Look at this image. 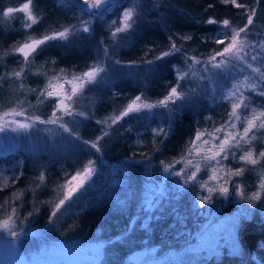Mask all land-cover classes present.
<instances>
[{
    "label": "snow or ice",
    "instance_id": "obj_1",
    "mask_svg": "<svg viewBox=\"0 0 264 264\" xmlns=\"http://www.w3.org/2000/svg\"><path fill=\"white\" fill-rule=\"evenodd\" d=\"M222 2L224 4L231 3L236 8H245L247 22L243 27L236 29L231 26L228 19L218 21L210 17L203 21L202 23L206 25H216L218 31L214 38L205 33L201 38V43L211 41L217 45H223L220 50H213L208 54L190 55L189 49L184 47L183 42L191 41L192 35L171 33L168 35L167 51L153 55L151 59L145 58L148 52L153 51L150 46L144 57L137 60L125 62L114 58L112 53L122 46L118 39L120 34L131 35L138 26V22L143 18L142 13L138 11L139 4L135 0H131L128 7H122L119 0H74V3L80 6L88 19L81 16L76 24H70L60 31L45 34L40 38L28 37L24 43L11 49L12 54L22 58L23 65H31L49 42L57 40L66 42L70 35L73 37L94 35L95 21L106 19L107 14L120 8L119 15L113 17L106 25L109 31L107 39L110 43H106L104 37L100 39L96 58L87 63L84 70L75 72L71 69L61 68L55 72V75H49V69H45L43 72L38 69L35 73L38 76L44 75L48 82L43 88H29L27 91L36 94L38 106L48 104L51 107L52 110L47 119L36 114L37 106L32 105L26 99L12 102L10 106L0 112V136L12 134L24 137L32 135L34 131L52 132L55 130L70 143L94 150V159H87L86 163L75 171H64L60 178L62 183H57L53 191L57 195L61 189H66V191L63 198L53 204L48 217L49 223L54 224L57 218L76 206L77 202L95 183V178L100 174V159L106 148V145L101 141L110 135L109 130L114 126H117L116 130L119 131L121 121L125 119L147 121L159 119L157 127L149 129L152 137L151 151L132 153V157L139 155L141 158L139 162L152 168V158L162 153L165 141L173 134V117L177 111L186 107L194 108L196 102L207 94L208 90L196 83L199 79L201 82H211L209 90L212 92V100L221 104L226 102L230 106V110L222 114V122L213 120L211 115L204 116L203 121L196 119L194 133L186 139L181 150L183 155L171 162L160 160L155 168L164 178H171L178 196L197 189V192H193V201L201 209L214 206L218 200L221 203L224 200L231 201L234 197L242 206H245L244 211L227 221V240L223 237V231L215 233L213 236L202 235L201 240L202 244L206 243L217 255L219 250L226 245L233 256H239L247 264L245 259L247 254L241 248L240 230L243 221L249 218L252 211L264 205V174L259 175L256 190L251 192L247 191V185L243 183V178L245 173L250 171L248 165L256 166L261 160H264V150L257 153L253 143L257 131L264 130V108L258 110L253 105L251 96L245 95V91L251 90L255 95L264 98V90H262L264 89V71H261L260 67H253L252 63L264 59V41L257 43L248 40V30L253 25L256 14L255 8L248 10L245 5L238 4L236 0H222ZM31 3L32 0H28L22 7H7L2 12V16L5 19H10L15 12H26L28 15L23 28L31 29L34 24L39 22L38 18L29 11ZM208 7H212V5L210 4ZM174 36L181 40L179 46L173 39ZM177 54L182 57L184 67L173 65L175 83L168 85L167 93L163 98L153 101L146 92L141 90L122 110H119L118 114L114 108L109 116L95 120V123L100 126V133L95 139L85 140L81 137L78 130L79 125L93 119L90 109L82 110L81 101L85 98L86 92L93 88L112 86L111 69L113 67L125 69L131 76L133 69L146 67L150 70L156 62ZM44 63L55 64L56 60L55 58L46 60L40 65V68L44 67ZM196 65L200 66L199 72L194 71ZM238 65H243L251 70L255 76L244 74L243 79L232 80L230 87L224 89L222 94L217 97L215 78L223 75L232 79ZM23 73L24 67H21L18 71L13 70L11 73L0 75V86L7 79L15 78L20 80V89H25ZM88 101L90 104L95 103V99L92 97H88ZM224 115H226V119L223 118ZM48 125L55 126V129L47 127L41 129L40 127ZM143 144L142 140L136 142L137 147ZM238 152L239 155H237ZM230 158L239 166L226 165L224 162ZM221 170H223V174H220ZM149 174L153 175L152 172ZM201 174H207V179L202 180ZM22 175V170L19 174L14 171L11 177L3 176V172L0 171V190L9 187V181H11V185H15ZM47 175V166L41 165L39 176L36 177L38 183L32 189L34 197L37 189L46 186ZM159 195H165L164 189H159ZM19 200L20 196L13 193L10 200L6 199L4 204L0 205V209H4L5 212V218L0 219V232L12 238L6 239V243L16 252L20 251L18 242L23 236L38 235L35 231L26 232L23 225L30 223L31 219L40 211L38 204L34 201L33 210L26 214L23 213L24 205L22 202L18 203ZM157 207L154 197L144 198L142 211L149 214V220L155 218L154 210ZM17 228L20 230L17 231ZM217 236L219 238H216ZM262 246H264V242H262ZM247 259H250L253 264H264V261H260L259 257L255 255L247 256Z\"/></svg>",
    "mask_w": 264,
    "mask_h": 264
},
{
    "label": "trees",
    "instance_id": "obj_2",
    "mask_svg": "<svg viewBox=\"0 0 264 264\" xmlns=\"http://www.w3.org/2000/svg\"><path fill=\"white\" fill-rule=\"evenodd\" d=\"M21 1L22 0H0V75L11 73L13 70L18 71L20 70L18 67H24L22 76L25 89H20V80L9 78L0 86V100H3V106L6 107L10 106L12 102L26 99V101L30 102L32 105L37 106L36 114L42 115L43 118L47 119V116L51 112L50 106L48 104L38 106L36 94L27 91L29 88H43L48 82L44 75L38 76L35 73L38 69L41 72L45 69H49V75H55V72L61 68L71 69L75 72L84 70L85 65L96 58L100 39L104 37L105 42L110 43L107 39L109 31L106 28V22L107 20L110 21L113 17H117L118 14L116 12L118 8L107 14L106 19L95 21L94 35L76 37L70 35L66 42L59 40L49 42L32 64L25 66L23 65L22 58H18L11 52V42L13 41L12 38L14 35L18 37L19 40L23 39L24 36H36L40 38L45 34L60 31L63 27L70 24H76L81 16L86 18L87 15L82 12L80 6L71 4L67 0H32L30 4V8L32 9L31 12L38 18L39 22L34 24L31 29L25 30L23 25L27 18H25L24 12L13 13L10 19H5L2 16V12L7 7L13 6L16 8ZM130 2L131 0H119L121 6L125 4L130 6ZM135 2L139 4L138 11L142 13L143 18L138 22V26L131 35L126 36L123 33L120 34L118 39L122 46L112 53L114 58L125 62L144 57L149 46L153 51L148 52L147 57H145L146 59H151L153 55H158L162 51H167L169 46L168 35L171 33L192 35L191 41L183 42L184 47L189 49L190 55L197 53L208 54L213 50L218 51L223 45H217L211 41L201 43V38L205 33L210 34L214 38L215 33L218 31L217 26L206 25L202 22L210 17L218 21L228 19L231 26L236 29L243 27L247 22L245 8H236L231 3L224 4L222 0H135ZM236 2L245 5L248 10L252 8L256 9L253 25L250 26L248 30V40L256 41L257 43L264 41V0H236ZM210 4L212 7H208ZM173 39L176 40L178 46L181 44L179 37L174 36ZM111 51L110 49V52ZM5 53H8V55H5ZM51 58H55V64L44 63V67L40 68L43 62L51 60ZM252 63L253 67H260L261 71H264V59ZM173 65H178L181 68L184 67L182 57L179 54L156 62L150 70L146 67L133 69V74L131 76H129L127 70L120 67H113L111 69L112 86L107 88H93L86 92L85 98L81 101L82 110L90 109L93 116L92 120L84 121L79 125L78 130L81 137L85 140L95 139L100 133V126L95 123V120L109 116L114 108L117 110L116 114H118L119 110H122L132 98L141 92V90L146 92L147 96L153 101L163 98L167 93L168 85L170 83H175ZM199 68V65L194 66V71L199 72ZM200 74L202 75L203 73ZM244 74L255 76L251 70L243 65H238L232 79L226 78L223 75L215 78V87L217 88L216 96L219 97L221 95L220 91L223 88L230 87L232 80L243 79ZM196 83L200 84L205 90H208L207 94L196 102L194 108L186 107L177 111L176 115L173 117V134L165 141L162 153L152 158V168H148L147 165L140 163V156L137 155L132 157V153L151 151V136L150 140H144V144L139 147L136 146L135 142L138 136L143 135H139L142 123L147 122L149 125H155L159 123V119L156 118L150 121L125 119L120 122L119 131L116 130L117 126H114L109 130L110 135L106 137L105 140L101 141L102 144L106 145V148L103 157L100 159V174L95 179L103 178L104 176H115L119 178L123 177V175L129 179L136 178L138 181L144 178L153 179L154 176L150 175L149 172H155V166L160 160L171 162L173 159H179L180 156L183 155L181 150L186 139L191 137L194 133L196 127L194 121L196 119L203 121L204 115H211L213 120L217 121L218 118L222 117L220 113H217L216 106L218 103L212 100V92L209 90L211 82H201L197 79ZM114 93L117 94L114 95ZM245 95L251 96L253 104L256 102L259 104L264 103V98L255 95L251 90H246ZM88 97L94 98L95 103L90 104ZM165 123H167L166 120ZM40 127L41 129L45 127L55 129V126L51 125ZM209 127L211 126L209 125ZM43 131L44 130H41L40 132ZM52 133L55 135V140L60 136L64 142L63 146L56 143L58 146H56L57 149L55 154L40 147L34 152L36 157L35 161L28 163V160H26V151L21 147L19 141L18 143H11L12 150L0 152V159H8V156L14 154L17 156L19 151H21L25 157L21 168L23 175L20 179L15 185H11L10 183L9 187L0 190V198H2L3 194L12 193V196L13 193H17V195L20 196V200L17 202L23 203L22 212L25 214L33 210V202L35 201L40 208L38 215H45V213H48L47 215L49 217L54 199L63 195L62 189L59 195H57V193L53 191L54 187L50 186L51 184H49L46 179V186L37 189L34 197L32 189L35 188V184L38 183L36 177L39 176V167L41 165L47 166V178L52 177L53 181H56L57 179L55 178L58 177V174L55 171L60 161L63 162L62 167L70 171L72 167L77 168L80 166L81 160L85 161V159L95 158L93 155L94 150L85 149L83 145L70 143L64 136L55 130L52 131ZM6 145L1 146L0 144V147L5 148ZM28 157L30 156L28 155ZM177 167H180V165H177ZM19 190L23 191L21 192ZM169 196L170 193H167L165 198L166 201H164L165 204L163 206L165 208L168 204L173 203V200H171ZM175 198L178 202L183 201L181 196L177 194ZM187 199L186 197L185 201H187ZM179 207L182 208L181 205ZM70 210L57 218L61 221H57L58 225H56L63 226V221L69 222L74 216L73 219L75 221L71 229L72 233L75 232L77 236H84L86 233L90 236L95 233L98 234L102 242L105 243V248H103V254L105 255L104 258H102V264H118V261L114 259L116 258L115 250L128 241L127 239L125 240V237L130 234L134 235L139 233V236L143 235L140 241L146 245V248H151L152 245L154 246L156 244L158 246V242L153 241L158 232H160L154 228L155 221H152V225L147 226L146 230H138V225L135 226L134 222L131 223V221H127V219H131V212L120 214L111 213L108 218L106 217L100 224L96 222L86 223L82 213L76 216V214H73ZM221 211H223V208L220 209L218 213ZM136 215L134 220L136 219ZM145 233H147V235H144ZM240 240L242 251L247 254L245 257L247 264H253L250 259H247V256L251 255H255L259 257L260 261H264V246H262V242H264V224L259 221L258 217L251 216L243 221L240 230ZM107 241L108 243H106ZM159 246L160 249H163L160 243ZM155 251L159 253L158 250ZM166 255H168V253L163 254L162 257ZM226 262H229L228 264H234L225 260L224 263L221 262V264H226ZM240 264H245V261L241 260Z\"/></svg>",
    "mask_w": 264,
    "mask_h": 264
},
{
    "label": "rangeland",
    "instance_id": "obj_3",
    "mask_svg": "<svg viewBox=\"0 0 264 264\" xmlns=\"http://www.w3.org/2000/svg\"><path fill=\"white\" fill-rule=\"evenodd\" d=\"M27 2L28 0H22L16 8L22 7ZM128 6L127 4L122 5V7ZM31 10L29 8V11ZM119 12L120 8L117 9L116 13L119 15ZM24 14L25 18H27L28 14L26 12ZM84 19H88V17ZM27 38L28 36H24L23 39L19 40L14 35L11 48L18 47ZM32 38L38 37L33 36ZM60 83H63V81H60ZM224 89L226 88L220 91L221 94ZM3 105V100H0V112L8 107H4ZM253 105L258 110L264 108V103L259 104L256 102ZM216 109L217 113H220L222 116V114L230 110V106L226 102L222 104L218 103ZM223 118L226 119V115ZM217 121L222 122L221 118H218ZM157 125L158 123L155 125H149L147 122L142 123L139 135H143L138 136L137 141L150 140L151 132L149 129L155 128ZM209 125L211 126V124ZM18 141L26 151V160H28V163L35 161L36 157L34 152L36 149L42 147L44 150L51 151L55 154L56 146H58L56 143L62 146L64 144L60 136L55 140V135L47 131L33 132L32 135L24 137L10 134L8 136H0L1 146L7 144L5 148L0 147V152L12 150L11 143H18ZM253 143L257 153L260 150H264V130L257 131L256 139ZM237 155H239V152ZM8 157V159H0V171L3 172V176L11 177L14 171L19 174L23 159L25 158L24 155L19 151L17 156L14 154ZM86 161L87 159L85 161L81 160L80 166L77 168L82 167ZM224 163L231 167L239 166L231 158ZM58 164L55 171L58 174V177L55 178L57 180L53 181L52 177L47 178L49 184H51L50 186L54 188L57 183H62L60 178L64 171L67 170L62 167L63 162L60 161ZM247 167L250 171L245 173L243 183L247 185V191L251 192L256 190L259 175L264 174V160H261L256 166L248 165ZM77 168L72 167L69 172L75 171ZM154 171L153 179L144 178L139 181L136 178L129 179L125 175L119 178L115 176H102L103 178L95 179V183L92 184L70 212L76 214V216L82 213L86 223L96 222L100 224L111 213L120 214L131 212V219H127V221L134 222L135 226L138 225V230H146V227L151 226L152 221H155L154 228L160 232H158L155 239L153 238V241L158 242V246L156 244L154 246L152 245L151 248H146V245L140 241L143 235L139 236V233L134 235L130 234L125 237V240L127 239L129 242L127 241L115 250L116 258L114 259L118 261V264H221V262L224 263V260L230 261V263L240 264L241 258L239 256H233L226 245L219 250V254L217 255L206 243L202 244L201 237L202 235L213 236L215 233H222L223 231V237L227 240V221L244 211L245 206H242L237 201V198L234 197L231 201L224 200L221 203L218 200L214 206L201 209L193 201V192H197V189L183 194L181 196L183 201L178 202L175 198L176 188L171 178H164L156 169ZM220 174H223V170H221ZM200 178L206 180L207 174H201ZM10 183L11 181H9ZM159 189H164V196L159 195ZM65 191L66 189H62L63 195L61 194L62 196L54 199L53 202L56 203L59 199H62ZM167 193H170L169 198L173 200V203L168 204L165 208L163 206ZM11 194H3L2 198H0V205H3L6 199L10 200L12 198ZM150 196L155 198L158 205L157 209L154 210L155 218L151 220L148 218L149 214L142 211L144 198ZM186 197L188 198L187 201H185ZM180 205L182 208L179 207ZM222 208V213H218ZM47 214L45 213L46 216L44 214H37L31 219L30 223L23 225L26 232L35 231L38 235H25L22 237L21 241L18 242L19 252L13 250L6 243V239L12 238L0 232V264H102V258L105 255L103 254L105 243L102 242L98 234L95 233L90 236L86 233L84 236H77L71 230L74 225L73 222L75 221L73 219L74 216L69 222L63 221V226L60 225V227L57 226V221L61 220L56 219L54 224L49 223L47 222ZM135 215L136 219L134 220ZM251 216L258 217L259 221L264 224V205L253 210L249 218ZM3 218H5V212L4 209H0V219ZM16 230L19 231L20 229L17 228ZM144 235H147V233ZM216 238L219 237L217 236ZM159 243L163 249H160ZM155 250H158L159 253H156ZM166 253L168 255L162 257ZM228 263L226 262V264Z\"/></svg>",
    "mask_w": 264,
    "mask_h": 264
},
{
    "label": "water",
    "instance_id": "obj_4",
    "mask_svg": "<svg viewBox=\"0 0 264 264\" xmlns=\"http://www.w3.org/2000/svg\"><path fill=\"white\" fill-rule=\"evenodd\" d=\"M69 1L71 4H75L76 6H79L78 4L74 3V0H67Z\"/></svg>",
    "mask_w": 264,
    "mask_h": 264
}]
</instances>
